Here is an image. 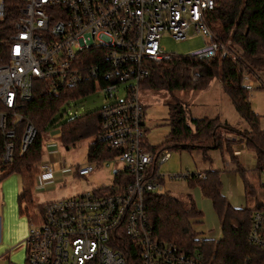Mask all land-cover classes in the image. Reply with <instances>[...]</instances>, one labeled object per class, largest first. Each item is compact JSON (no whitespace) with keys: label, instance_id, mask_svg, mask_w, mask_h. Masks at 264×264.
I'll return each mask as SVG.
<instances>
[{"label":"built area","instance_id":"built-area-1","mask_svg":"<svg viewBox=\"0 0 264 264\" xmlns=\"http://www.w3.org/2000/svg\"><path fill=\"white\" fill-rule=\"evenodd\" d=\"M214 3L21 0L15 31L9 36L7 60L0 63V130L4 139L1 162L13 159L14 132L7 128L9 116H13V123L23 119L15 110L21 102L30 100L32 82L40 79L47 81L50 92L59 86L89 82L92 92L102 94L105 103L98 108L100 129L95 139L106 144L111 154L103 160L115 159L122 165L115 169L107 186L48 201L33 215L26 214L24 248L31 264H211L202 251H182L160 242L147 223L145 194L161 193L164 175L160 164L170 155L167 151L155 154L142 146L145 110L139 81L148 75L151 63L167 60L173 54L160 43L164 34L179 41L198 35L202 45L188 54L198 60L231 55L204 22L205 12L212 10ZM3 12L4 1L0 0V19ZM242 79L245 89H254L244 71ZM119 90L124 92L123 98L118 96ZM23 128L20 153L36 133L28 120ZM55 146L47 144L52 155ZM89 160L94 164L76 168L79 176L90 173L103 161ZM40 170L34 181L41 187L51 185L56 170L48 162ZM191 175L199 173L179 176L186 179ZM261 184L264 189V180ZM252 220L248 241L264 248V211L254 212Z\"/></svg>","mask_w":264,"mask_h":264},{"label":"trees","instance_id":"trees-1","mask_svg":"<svg viewBox=\"0 0 264 264\" xmlns=\"http://www.w3.org/2000/svg\"><path fill=\"white\" fill-rule=\"evenodd\" d=\"M3 1L0 63L7 60L9 36L15 31L13 26L17 19V8L21 4V0ZM204 22L215 40L223 44L231 55L224 58L215 55L198 60L188 55L171 54L167 60L150 64L148 75L139 81L140 91L145 89L169 96L165 105L168 109L166 124L170 130L159 145L152 147L143 139L142 146L155 154L172 149L219 150L241 178L244 207L237 208L228 203L220 191L219 170L210 169L185 180L188 186L198 188L199 193L210 202L220 223L219 240L196 236L195 226L202 223L203 214L191 197L188 203H184L171 194L147 192L144 198L147 223L152 235L160 242L170 243L182 251H202L211 264H263L264 248L252 246L247 234L252 225L253 213L264 211V189L260 177L264 173V127L261 116L250 106L249 91L242 86V72L255 79H260L258 72H264V0H215L212 10L205 12ZM214 78L219 80L221 91L245 122L243 131L219 122L218 117H191L188 109L176 102L174 92L200 91ZM259 83L258 88L264 89V84ZM32 85L30 100L21 102L15 110L23 119L13 123V116L10 115L7 123V128L14 132L13 159L4 163L0 160V181L12 174L19 177L21 189L17 199L19 213L22 214L33 212L37 206L40 209L41 204L35 205L33 202L31 189L35 176L41 171L39 164L42 160L43 138L49 130L57 131L58 140L63 146L90 138L86 152L88 160H103L111 155L107 145L95 139L100 129L98 109L61 120L70 101L91 92L89 82L73 87L59 86L55 92L48 91L46 80L34 79ZM26 120L33 125L36 133L32 143L20 153V138ZM219 128H223L224 133ZM225 133H234V136H225ZM235 135L240 136V139ZM3 142L0 130V155L4 149ZM237 142L253 152V169H244L239 162L238 154L233 150ZM117 178L118 174L115 175ZM23 264L31 263L26 257Z\"/></svg>","mask_w":264,"mask_h":264},{"label":"rangeland","instance_id":"rangeland-1","mask_svg":"<svg viewBox=\"0 0 264 264\" xmlns=\"http://www.w3.org/2000/svg\"><path fill=\"white\" fill-rule=\"evenodd\" d=\"M160 39L161 45L170 54L185 56L202 45V40L198 35H188L185 40L179 41L164 34ZM257 76L260 79L249 76L254 86V89L249 91V101L252 109L261 116L260 121L264 127V89L258 88L259 82L264 84V72H258ZM123 95L124 92L119 90L118 96L123 98ZM173 95L176 97V102H180L188 109L191 117H218L219 122H225L240 132L246 127L245 122L240 119L228 97L221 91V85L217 78L212 79L206 88L200 91H176ZM139 96L145 108L143 120V124H145L144 142L146 141L152 147L157 146L165 139L170 130L168 124H166L168 109L165 105L169 100V96L163 93L154 94L145 89L140 91ZM104 103L105 99L99 91L88 92L87 95L69 102V105L64 109L61 120L68 118V115H82L88 113V111L96 110L102 107ZM219 130L221 133L225 131L223 128H219ZM224 135L230 137V135L234 136V133H225ZM235 137L240 139V136L235 135ZM43 141L42 160L39 166L48 162L56 171L51 185L48 184L46 187H41L35 181L33 182L31 192L35 205L62 199V197L75 196L81 191L90 190L96 186H107L112 180V171L122 168V165L117 160L106 159L100 161L97 166L94 165L90 173L79 176L76 173V168L87 166L89 163L94 164L88 160L86 154L90 138L78 141L74 145L63 146L58 140L57 131L49 130ZM48 143L56 144L55 156L52 155L53 152H48ZM237 148L239 150L238 159L244 169H253L255 166L253 152L246 147L244 148L241 142H237L234 145V152L237 151ZM203 154L206 158L205 160H203ZM169 155V159L160 164V173L164 175L161 192L177 196L184 203H188L191 197L203 214L201 218L202 223L195 226L196 236L201 239L210 237L216 239L219 236L218 221H216L208 199L199 193L198 188L188 186L187 180L181 178L179 175H183L186 172L197 174L203 173L204 170L208 169H222L225 161L229 164V167L223 169L224 172L221 174L223 189L227 193L226 188H228L231 196L237 198L236 202L243 204L241 178L234 172L232 164L227 159L223 157L222 162L220 151L218 150H206L204 152L199 148H192L188 151L172 149L169 151ZM55 161H59L57 166L54 164ZM168 176L174 177L169 179ZM12 177L16 180V185L21 188L19 177L15 174H12ZM260 177L261 180H264L262 175ZM1 192L2 187L0 182ZM36 210H39L38 206L35 207L32 213L34 214ZM209 229L213 230L211 235L208 234Z\"/></svg>","mask_w":264,"mask_h":264},{"label":"crops","instance_id":"crops-1","mask_svg":"<svg viewBox=\"0 0 264 264\" xmlns=\"http://www.w3.org/2000/svg\"><path fill=\"white\" fill-rule=\"evenodd\" d=\"M237 151H239L238 148ZM221 158L223 162L222 155ZM203 160H205L204 154ZM223 164L224 167L222 169H217L220 172V179L222 172H224L223 169H227V167H229V164L225 161ZM0 182L2 187V192L0 193V264H8V262H12L14 264H23L26 258L24 239L26 237L28 227L26 214L19 213L20 207L18 205L17 196L21 188L20 186L16 185V180L12 177V175L6 176ZM220 191L231 206L237 208L244 207V195L242 192V187L241 194L243 198V204H240V202H236L237 198L235 196H231V194L228 192V188H226L227 193L225 192L222 185V179ZM218 229L219 236L216 237V239L214 238L215 240H219L221 236L219 221ZM212 233L213 230L209 229L208 234L211 235ZM210 238L213 239V237Z\"/></svg>","mask_w":264,"mask_h":264},{"label":"water","instance_id":"water-1","mask_svg":"<svg viewBox=\"0 0 264 264\" xmlns=\"http://www.w3.org/2000/svg\"><path fill=\"white\" fill-rule=\"evenodd\" d=\"M115 173H116V170H113V171H112V174H115Z\"/></svg>","mask_w":264,"mask_h":264},{"label":"flooded vegetation","instance_id":"flooded-vegetation-1","mask_svg":"<svg viewBox=\"0 0 264 264\" xmlns=\"http://www.w3.org/2000/svg\"><path fill=\"white\" fill-rule=\"evenodd\" d=\"M27 214H32V215H33V213H32V212H28Z\"/></svg>","mask_w":264,"mask_h":264}]
</instances>
